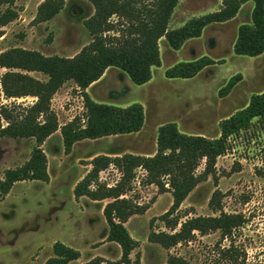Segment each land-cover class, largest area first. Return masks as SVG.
Wrapping results in <instances>:
<instances>
[{"label": "rangeland", "instance_id": "obj_1", "mask_svg": "<svg viewBox=\"0 0 264 264\" xmlns=\"http://www.w3.org/2000/svg\"><path fill=\"white\" fill-rule=\"evenodd\" d=\"M44 0H14L0 6V16L11 7L17 17L6 25L0 23V53L11 47L37 50L44 55L72 57L91 40L84 21L94 13L89 0H66L63 9L51 20L37 22L38 7ZM222 0H181L170 21L177 28L189 19L218 10ZM252 0L245 2L233 19L207 26L200 37L187 40L174 49L163 37L160 40L162 63L153 67L152 79L138 85L118 67L91 88L96 101L114 105L140 102L145 108V124L138 135L118 138L101 137L86 140L66 153L61 131L52 134L42 145L48 156L50 180L19 181L10 192H0V264H45L54 256L53 245L61 241L81 252L69 264H81L97 256L101 264H114L122 255L121 246L107 239L109 226L103 213L110 198L95 201L87 196L77 199L74 187L87 172L89 158L96 154L125 152L132 148L152 154L157 151L159 127L176 122L182 132L220 136V123L245 107L253 94L264 91V53L259 56L239 55L234 51L238 27L251 22ZM208 55L216 63L194 77L166 76V70L178 62ZM0 110L3 105H28L35 98H7L1 77ZM40 79L46 76L31 72ZM242 78L230 93L221 89L228 80ZM52 108L63 125L86 113L82 89L67 81L54 95ZM1 112V111H0ZM2 125H7L1 119ZM231 149L217 159L216 176L210 175L183 201L178 211L180 223L194 216L243 213L246 218L232 237L223 238L220 230L207 234L196 232L189 242L165 248L151 242L152 230L171 231L161 216L173 202L172 194L161 193L155 184L143 181L146 173L138 169L133 189L127 197L147 205L143 214H134L126 226L139 242L131 258L140 255L143 264H167L170 254L182 257L188 264H264V122L255 119L253 126L230 139ZM36 145L34 137L14 138L0 134V178L7 169L29 160ZM202 161L198 171L204 169ZM144 174V175H143ZM122 174L114 166L103 170L100 179L115 184ZM220 190L221 209L211 207L213 193ZM168 192V191H167ZM171 193V192H170ZM173 215V216H174ZM180 228V224L178 229ZM232 246L230 251L228 248Z\"/></svg>", "mask_w": 264, "mask_h": 264}, {"label": "trees", "instance_id": "obj_2", "mask_svg": "<svg viewBox=\"0 0 264 264\" xmlns=\"http://www.w3.org/2000/svg\"><path fill=\"white\" fill-rule=\"evenodd\" d=\"M66 0H44L38 7L37 22L53 19L64 7ZM94 13L84 24L91 40L72 57L44 55L23 47H11L0 53V66L6 68L1 84L7 98L33 97L28 105H3L0 112V134L14 138L34 137V146L29 160L16 168L7 169L0 178V192L7 195L19 181L41 180L48 182V156L42 145L52 134L61 131L65 152L70 153L76 142L97 139L108 135L140 131L145 124V108L140 102L120 106L95 101L86 89L99 80L110 67L125 71L131 80L145 84L153 77V67L160 66V40L165 37L172 48L180 49L183 44L200 37L204 29L213 24L226 22L237 16L242 5L250 0H222L218 10L189 19L177 28H170V21L180 0H89ZM254 7L251 22L238 27L234 51L239 55L259 56L264 53V0H252ZM14 0H0L12 4ZM17 17V12L8 7L0 16L2 25ZM216 61L204 55L190 61H181L166 70L170 78H190ZM40 72L46 79L31 74ZM242 75L232 76L220 93L226 95L241 80ZM74 81L83 91L86 113L61 125L52 108L56 92L67 82ZM1 119L7 125L1 124ZM255 119L264 122V91L251 96L249 103L220 123V136L182 132L176 122H167L158 129L157 151L154 155L125 153L110 156L98 154L88 162L92 167L74 187L75 197L87 196L92 200L110 198L103 209L109 226L107 239L117 242L122 249L119 261L114 264H143L140 255L131 258L132 251L139 245L129 232L126 222L134 214H143L147 205L139 204L127 197L133 189L138 169L146 172L143 181L155 184L159 191L171 192L173 202L161 216L171 231L152 230L151 242L171 248L189 242L196 232L207 234L220 230L223 238L232 237L246 216L243 213H228L221 209L220 190L210 200L211 207L221 209L219 215L194 216L180 223L178 211L183 201L210 175L216 176L217 159L231 149L230 139L249 130ZM205 161L204 169L198 168ZM116 167L122 174L115 184L100 179V173ZM174 215V216H173ZM180 224V228L178 226ZM232 246L228 248V251ZM54 256L45 264H69L79 259L81 252L61 241L53 245ZM103 257L97 256L81 264H101ZM167 264H188L187 260L170 254Z\"/></svg>", "mask_w": 264, "mask_h": 264}, {"label": "crops", "instance_id": "obj_3", "mask_svg": "<svg viewBox=\"0 0 264 264\" xmlns=\"http://www.w3.org/2000/svg\"><path fill=\"white\" fill-rule=\"evenodd\" d=\"M180 2H181V0H180ZM180 2H179V3H180ZM221 3H222V2H221ZM111 69H112V67L108 68V69L105 71V73L103 74V76H102L99 80H97V81H95L94 83H92V84L86 89V91L89 93V95H90L94 100H95V97H94L93 94L91 93V88L94 87V86H96L97 84L101 83V82L104 80L105 75H106ZM95 101H96V100H95ZM97 102H101V101H97ZM125 106H127V105H125ZM143 127H144V126H143ZM141 131H142V129H141L140 131H138V132L126 133V134L108 135V136H104V137H114V138H118V139H119V137H122V136L138 135V133H140ZM86 140H92V139H84V140L78 141V142H76V143L74 144V146H76L78 143H80V142H82V141H86ZM74 146H73V149H74ZM72 152H73V150H72L70 153H72ZM70 153H69V154H70ZM125 153H133V154H138V155H147V156H149V155H154L156 152H154V153H152V154H145L144 152H141V151H139V150H135V149H132V148H127L125 152L118 151V152H116V153H111V154H106V155L117 156V155H123V154H125ZM96 155H98V154H96ZM96 155H94V156H96ZM94 156H92L91 158H89L88 162H90V161L93 159ZM87 166L90 167L91 165H90L89 163H87ZM91 167H92V166H91ZM90 169H91V168H88L87 172H88ZM143 171H144V170H143ZM87 172H85V174H83V176H81L80 180L86 175ZM145 173H146V172H145ZM143 175H144V174H143ZM80 180H79V181H80ZM110 185H112V184H110ZM152 185H153V184H152ZM166 193L171 194L170 192H166ZM82 197H84V196H82ZM80 198H81V197H80ZM78 199H79V198H78ZM95 201H101V200H95Z\"/></svg>", "mask_w": 264, "mask_h": 264}]
</instances>
